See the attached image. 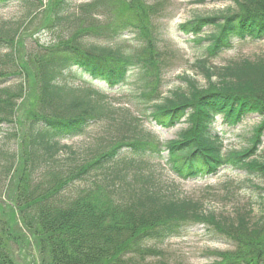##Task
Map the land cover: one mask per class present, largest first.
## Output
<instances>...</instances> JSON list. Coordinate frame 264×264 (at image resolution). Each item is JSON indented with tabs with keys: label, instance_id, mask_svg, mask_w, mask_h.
<instances>
[{
	"label": "trees",
	"instance_id": "1",
	"mask_svg": "<svg viewBox=\"0 0 264 264\" xmlns=\"http://www.w3.org/2000/svg\"><path fill=\"white\" fill-rule=\"evenodd\" d=\"M16 1L26 4L27 18L46 7L47 28L68 35L37 55L39 98L21 155L14 119L24 80L10 84L21 71L16 57L25 21L0 22V131L5 125L14 131L9 147L0 148V188L7 195L0 199V264H20L18 253L31 257V264H171L157 246L197 225L234 239V250L217 254L212 264H264V211L250 225L239 217L204 214L203 204L182 198L158 167L185 182L227 168L264 179V151L258 155L264 59L210 65L235 42L264 41V0H228L232 7L181 24L183 36L199 46L207 43L196 65L209 85L200 88L185 78L188 90L166 96L176 54L163 46L164 3L94 0L75 8L73 0H48L46 6L42 0H0V9ZM132 81L135 99L106 93ZM132 99L147 118L135 116ZM251 116L260 123L250 145L223 150L217 120L235 128ZM146 119L163 129L188 128L178 141L163 142L145 128ZM94 129L100 130L90 144L64 143L92 137ZM243 229L248 233L241 238L230 233Z\"/></svg>",
	"mask_w": 264,
	"mask_h": 264
},
{
	"label": "rangeland",
	"instance_id": "2",
	"mask_svg": "<svg viewBox=\"0 0 264 264\" xmlns=\"http://www.w3.org/2000/svg\"><path fill=\"white\" fill-rule=\"evenodd\" d=\"M46 6L48 0H42ZM94 0H73L72 5L77 8L79 5ZM164 3L167 10L165 19L159 21L162 24L163 46L173 50L176 54L174 60V70L167 77L168 85L164 91L166 96L174 89L188 90V84L185 78H189L197 83V87L205 88L209 85L208 80L203 76L202 71L196 65L201 46L192 42V36L185 37L179 31V26L186 23L194 17L214 15L221 10L228 9L234 4L228 0H150V3ZM46 4V5H45ZM25 3L16 1L8 7L0 9V22L25 21L24 27L18 39L17 63L21 66V71L16 76L15 86L24 80V94L18 101L15 110V127L17 134L16 149L19 154H23L26 149V140L23 139L27 121L32 117L39 98V70L37 55L43 48L57 46L63 36L68 34L62 30L47 28V18L49 16L46 7H40L37 12L27 18V9ZM26 16V17H25ZM27 18V19H26ZM63 35V36H62ZM128 37H122L124 41ZM130 38V37H129ZM128 41V40H126ZM264 59V41L261 42H235L233 48L223 53L218 59L213 60L211 66H226L231 62L241 60H259ZM76 83H83L78 80ZM106 92L112 98L132 97L138 94L137 84ZM88 85V84H87ZM92 86L105 91L106 86L103 83H93ZM124 99V98H123ZM135 99V98H134ZM132 99V112L135 116L144 115L143 105ZM260 123L258 116H251L241 125L231 128L226 126L221 119H218L214 125L217 132L223 139V150L241 151L246 149L250 143L253 129ZM145 128L155 134L161 141H178V135L181 131L188 128L187 124H181L173 129H162L155 123L145 120ZM11 125H5L0 131V148H8L12 141L14 132ZM100 129H94L92 137L90 133L82 138L68 140L64 143L75 147L90 144ZM18 133V132H17ZM186 136H189L186 135ZM264 151V138L259 148L258 155ZM21 160L22 157L20 156ZM22 162V161H21ZM156 162V161H155ZM157 163V162H156ZM163 164V163H162ZM164 168L163 165H161ZM164 172V179L167 184L174 187L182 198H190L200 201L203 204V213L215 217L223 215L225 217L237 219L238 217L250 225L259 220L264 211V179L250 177L245 171H236L230 168L221 170L217 175L194 181H181L170 172ZM175 184L176 186L172 185ZM0 199L7 198L4 189L0 188ZM241 214L240 216H238ZM247 230L234 231L231 234L238 238L247 235ZM235 244L233 238L218 237L204 230L203 225H197L190 232L180 238H174L157 247L164 252L165 262L171 264H212L216 260L215 256L222 253L232 252ZM17 248H14L16 250ZM17 258L20 264H31V257L18 253ZM160 258H149L148 262H158Z\"/></svg>",
	"mask_w": 264,
	"mask_h": 264
}]
</instances>
